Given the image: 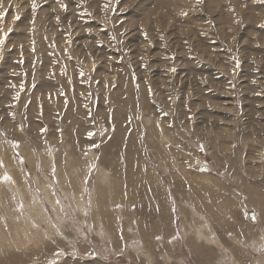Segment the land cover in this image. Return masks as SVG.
Instances as JSON below:
<instances>
[{
  "label": "rangeland",
  "instance_id": "rangeland-1",
  "mask_svg": "<svg viewBox=\"0 0 264 264\" xmlns=\"http://www.w3.org/2000/svg\"><path fill=\"white\" fill-rule=\"evenodd\" d=\"M0 258L264 264V0H0Z\"/></svg>",
  "mask_w": 264,
  "mask_h": 264
},
{
  "label": "bare ground",
  "instance_id": "bare-ground-1",
  "mask_svg": "<svg viewBox=\"0 0 264 264\" xmlns=\"http://www.w3.org/2000/svg\"><path fill=\"white\" fill-rule=\"evenodd\" d=\"M60 55V54H59ZM118 177V176H117ZM182 179V178H181ZM115 184V183H114ZM102 186V185H101ZM100 189V188H99ZM93 197V196H92ZM104 199H106V198H104ZM98 200V199H97ZM100 200H103V197L102 196H100L99 195V201ZM98 201V202H99ZM106 201H107V199H106ZM102 202V201H101ZM100 202V203H101ZM8 203V202H7ZM101 209H102V206L100 207ZM96 216H99V219H97V220H95V228H96V224H97V227H99V226H101V227H103V228H105L106 227V229H107V227H110V224L108 223V222H106L105 223V218H106V212H103V213H100V214H98V215H96ZM91 222V221H90ZM16 223V222H15ZM62 224V223H61ZM15 225V224H14ZM17 226V228H16V230L18 229V230H21L20 229V227H19V225H16ZM93 226V225H92ZM15 227V226H14ZM9 229L11 230V228L9 227ZM55 228L53 227V225H52V232H54L55 233V230H57V229H55ZM97 230V229H96ZM21 231H23V230H21ZM12 232V231H11ZM97 232V231H96ZM2 233H3V231H2ZM28 233L30 234V237L28 236V235H26L28 238H31V240H37V237H38V231L37 230H29L28 231ZM15 234V233H14ZM20 234V233H19ZM56 234V233H55ZM4 235V234H3ZM8 234H6V236H7ZM16 235V234H15ZM15 235H13L12 234V236H15ZM23 235V234H22ZM24 235H25V233H24ZM48 237H49V235L48 234H46ZM5 236V235H4ZM4 236H3V238H4ZM9 236V235H8ZM7 236V237H8ZM17 236V235H16ZM21 236V235H20ZM19 236V237H20ZM2 237V236H1ZM10 237V236H9ZM47 237V238H48ZM16 238H18V237H16ZM5 239V238H4ZM3 239V240H4ZM9 239H11V238H9ZM15 239V238H14ZM21 239V238H20ZM20 239H18V240H20ZM39 239V238H38ZM251 239V238H250ZM6 240H8L7 238H6ZM18 240H17V242H18ZM25 240V243H24V245H22L21 246V244L19 245V247L21 246L23 249H24V252L23 253H25L26 254V250H28L29 248H27V243L26 242H29V240H27L26 238L24 239ZM2 241V240H1ZM33 241V242H34ZM15 242V241H14ZM32 242V243H33ZM55 244H57V242H56V240H54L53 241ZM9 243H11V242H9ZM243 243V242H242ZM9 245V244H8ZM17 245V244H16ZM34 245V244H33ZM199 245V244H198ZM13 246H15V244H13ZM37 246V245H36ZM31 247H33V246H31ZM11 248V247H10ZM18 248V247H17ZM37 248V247H36ZM45 248V247H44ZM254 248V247H253ZM243 249V248H242ZM12 250V249H11ZM247 250V249H246ZM17 251V250H16ZM26 251V252H25ZM31 251V250H30ZM243 251H245V250H243ZM39 252L38 251H36V252H34V254L32 255V257L34 258V256H36L37 254H38ZM21 255V254H20ZM28 256V255H27ZM20 258H22L23 256H19ZM18 257V258H19ZM29 257V256H28ZM25 258H26V255H25ZM205 260V259H204ZM14 261H18L17 259H14ZM14 261H12V262H8V261H5V260H2V258H0V264H11V263H13V264H15L14 263ZM263 263H264V261H263ZM17 264H21L20 262H18ZM23 264H25V263H23Z\"/></svg>",
  "mask_w": 264,
  "mask_h": 264
}]
</instances>
